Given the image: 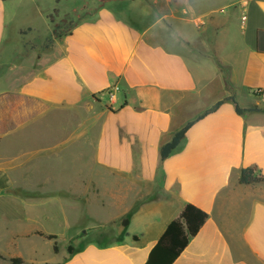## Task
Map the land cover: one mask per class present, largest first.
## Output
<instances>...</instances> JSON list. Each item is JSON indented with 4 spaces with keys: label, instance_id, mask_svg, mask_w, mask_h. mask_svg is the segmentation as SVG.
I'll list each match as a JSON object with an SVG mask.
<instances>
[{
    "label": "crops",
    "instance_id": "0c3cea01",
    "mask_svg": "<svg viewBox=\"0 0 264 264\" xmlns=\"http://www.w3.org/2000/svg\"><path fill=\"white\" fill-rule=\"evenodd\" d=\"M80 6L92 14L70 35L52 38L49 13L44 40L31 39V27L19 29L18 48L5 55L0 11V151L27 127L68 115L62 140L0 154V201L9 208L0 210V254L24 264H145L189 203L208 219L172 264H264V184L238 183L247 167L264 176V97L253 93L264 91V0H112L91 7L83 0ZM230 97L259 111L238 115L224 102L160 160V147L179 129ZM65 147L71 164L113 174L114 186L82 180L47 191L48 180L33 172ZM10 187L25 190L13 210L5 197ZM36 194L45 200L31 199ZM55 200L67 206L66 230H75L57 252L58 235L40 227L48 220L42 202ZM30 220L36 225L28 230ZM30 238L46 241L50 255L33 250L26 258L15 250Z\"/></svg>",
    "mask_w": 264,
    "mask_h": 264
},
{
    "label": "rangeland",
    "instance_id": "374dc122",
    "mask_svg": "<svg viewBox=\"0 0 264 264\" xmlns=\"http://www.w3.org/2000/svg\"><path fill=\"white\" fill-rule=\"evenodd\" d=\"M83 0H62L59 4H56V0H7L6 2H0V11L2 12L1 16L5 22V33H4V43L2 48V55L7 54L6 52L10 48H18L19 39L17 36V31L19 29H25L31 27L34 32L32 35H29L31 39L35 38L37 41H42L46 38L50 32V25L46 16L50 13H53V9H58V13L54 14L53 21L58 23L61 19H66V24H76L81 19L87 18L92 13L85 11L84 8L80 6ZM88 5L91 7L93 4H96L95 0H85ZM77 7V8H76ZM75 8V9H74ZM74 9V10H72ZM52 26V24H51ZM35 34H37L35 36ZM47 41V40H46ZM43 44H47V42ZM67 116L65 117L62 114L51 116L45 121L27 127L21 134L18 135L16 140L11 143H6L3 146V149L0 151V154L12 155L14 153L20 152L22 150H27L30 148L50 145L57 140L60 141L63 138L67 137V133L62 131L63 128H67ZM55 120V121H54ZM58 121V123H56ZM67 145V144H66ZM67 147L61 150L59 157L51 158L45 163V165L36 169L33 173H36L38 176H44L47 181L46 190L49 192H54L58 190H65L67 186L80 184L82 180L84 182H95L97 184H104L109 187H113L116 183V178L113 174L106 172L102 169H98L93 165L85 164H71L70 158L67 157ZM74 158H77V154L73 155ZM69 160V161H68ZM85 167V172H79L80 167ZM83 167V168H84ZM83 170V169H82ZM17 174L11 173L9 176L12 181ZM15 180V179H14ZM19 180V179H18ZM17 181V180H16ZM14 182V187H21L19 183ZM13 185V184H12ZM10 191L6 193V199L11 200L12 203L10 208L12 210L16 208L14 199H21L24 201L25 194L23 193L24 188H8ZM45 190V191H46ZM13 192V193H11ZM40 193V190H37ZM15 193V194H14ZM58 195L66 196L64 192H60ZM3 195H0L2 197ZM44 197V196H43ZM31 199L39 201L42 198L41 194L34 195ZM48 202V203H47ZM42 208H44V213L48 217V220L42 221L40 227L52 231L57 238V246L63 250L65 246V241L69 240L73 233L74 229L67 231V225L72 224V221L69 219L67 206L63 204L62 201H53L46 203L42 202ZM65 203V202H64ZM33 205H28L31 207ZM8 206L3 205L0 201V210L9 209ZM19 207V204H18ZM48 210V212H47ZM53 213V216L50 213ZM29 213V211H28ZM15 216L18 215V210L14 212ZM13 216V212H12ZM68 216V217H67ZM54 219H53V218ZM27 229L35 227V221L30 220L27 222ZM79 225L85 223V220L78 222ZM69 228V227H68ZM14 229V228H13ZM67 229V230H66ZM74 231V232H73ZM77 232V231H76ZM39 239L30 238L28 240H20L17 243L15 248L16 251L20 252L23 257L32 256V251L36 250L39 255L43 257L49 256V245L46 241H38ZM78 240L74 239V243L78 244ZM99 242L105 243L108 239H98ZM35 254V255H36ZM4 264H9L6 261Z\"/></svg>",
    "mask_w": 264,
    "mask_h": 264
},
{
    "label": "trees",
    "instance_id": "16d2710c",
    "mask_svg": "<svg viewBox=\"0 0 264 264\" xmlns=\"http://www.w3.org/2000/svg\"><path fill=\"white\" fill-rule=\"evenodd\" d=\"M6 2L7 0H0ZM59 0H56L58 2ZM101 6L112 0H95ZM125 1V0H114ZM58 13V9L54 8L53 13L47 16L49 22L52 24V38H62L70 35L76 24H66V19H61L58 23H54L53 16ZM51 42V39H50ZM224 102H231L234 106L236 114L243 115L245 112L259 111L257 108H241L233 98H226L217 101L211 108L206 110L202 115L196 117L194 120L187 122L181 129H179L172 137V139L163 144L159 149V158L161 161L167 159L180 145L185 137L188 129L197 121L208 114L215 112ZM238 183L242 185L250 184H264V176L256 167H247L241 170L238 178ZM208 219V214L200 208L185 204L180 214L173 219L161 235L159 240L151 249L145 264H172L186 248L189 241L195 237L202 226ZM126 223L124 222V225ZM43 236L42 234H38ZM48 240H55L56 236H45ZM57 245L54 243L53 250L57 252ZM67 251L72 254L74 250L68 246ZM0 259L7 260L10 264H24L21 258L5 259L0 254Z\"/></svg>",
    "mask_w": 264,
    "mask_h": 264
},
{
    "label": "built area",
    "instance_id": "2783aa9c",
    "mask_svg": "<svg viewBox=\"0 0 264 264\" xmlns=\"http://www.w3.org/2000/svg\"><path fill=\"white\" fill-rule=\"evenodd\" d=\"M253 93L257 96L264 97V91L261 89H255ZM110 99H113V94H110Z\"/></svg>",
    "mask_w": 264,
    "mask_h": 264
}]
</instances>
